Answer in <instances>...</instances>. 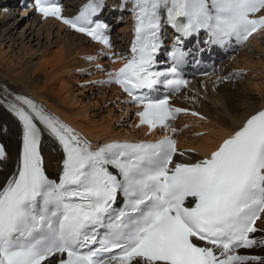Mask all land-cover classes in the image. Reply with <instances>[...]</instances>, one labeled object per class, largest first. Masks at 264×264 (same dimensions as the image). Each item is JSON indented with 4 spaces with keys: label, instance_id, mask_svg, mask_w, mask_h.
Listing matches in <instances>:
<instances>
[{
    "label": "snow or ice",
    "instance_id": "obj_1",
    "mask_svg": "<svg viewBox=\"0 0 264 264\" xmlns=\"http://www.w3.org/2000/svg\"><path fill=\"white\" fill-rule=\"evenodd\" d=\"M104 7L88 0L67 17L59 0H34L42 18L104 46L89 62L124 60L115 71L96 64L107 79L95 83L122 89L136 106V127L166 134L94 145L34 99L0 88V107L22 128L15 169L0 172V264H264L247 251L264 248V108L188 162L176 157L195 150L178 149L173 122L189 109L171 103L190 83L186 41L205 33V44L248 41L264 32V0H121L134 20L126 57L112 52L110 25L94 19ZM165 27L174 33L170 47ZM45 134L61 149L57 178L46 172Z\"/></svg>",
    "mask_w": 264,
    "mask_h": 264
},
{
    "label": "bare ground",
    "instance_id": "obj_2",
    "mask_svg": "<svg viewBox=\"0 0 264 264\" xmlns=\"http://www.w3.org/2000/svg\"><path fill=\"white\" fill-rule=\"evenodd\" d=\"M1 1V83L30 95L61 121L93 141L132 138L145 133V128H135L132 118L129 120L135 106L122 103L115 87L94 82L104 77V72L98 71L93 62L84 60L86 54L96 51L94 45L53 20H39L28 7L19 9L20 12L11 7L10 12L3 13V8L11 2ZM77 1L67 0L66 3L75 6ZM25 18L28 20L24 21ZM128 27L123 23L112 35L122 36ZM98 63L105 69L104 62ZM222 65L220 76L210 74L198 78L186 91L182 103L205 119L195 120L191 128L176 136L180 148L191 147L207 154L244 117L264 106V34L252 38L239 53L222 61ZM235 68L246 70V74L236 81H221L222 75ZM193 96L195 100L191 99ZM4 126L7 127L5 133ZM199 132L204 133L196 135ZM21 133L22 128L0 108V137L6 142L7 161L13 160L21 143ZM43 139L45 167L54 172L60 156L49 149L46 135ZM5 166L10 172L13 164Z\"/></svg>",
    "mask_w": 264,
    "mask_h": 264
},
{
    "label": "rangeland",
    "instance_id": "obj_3",
    "mask_svg": "<svg viewBox=\"0 0 264 264\" xmlns=\"http://www.w3.org/2000/svg\"><path fill=\"white\" fill-rule=\"evenodd\" d=\"M11 5H13V6H11ZM11 5L9 4V10H7L8 12L11 11V10H10L11 7H13L14 9H15V7H16V10H17V11H19V9L23 8V7H20V8H19V5H17V4H11ZM17 6H18V7H17ZM7 9H8V7H7ZM21 10H23V9H21ZM19 12H20V11H19ZM14 15H16V13H14ZM18 16H19V15H18ZM29 17H31V14H30ZM27 18H28V17H27ZM27 18H25L24 21H27V20H28ZM24 21H23V23H25ZM42 42H43V41H42ZM81 79H82V78H81ZM88 83H89V82H88Z\"/></svg>",
    "mask_w": 264,
    "mask_h": 264
}]
</instances>
